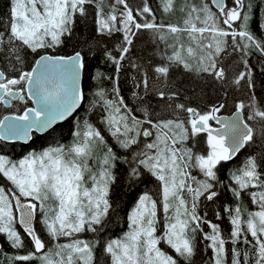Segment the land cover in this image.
Here are the masks:
<instances>
[{
    "label": "snow or ice",
    "instance_id": "1",
    "mask_svg": "<svg viewBox=\"0 0 264 264\" xmlns=\"http://www.w3.org/2000/svg\"><path fill=\"white\" fill-rule=\"evenodd\" d=\"M88 5H95L99 35L122 34L115 50L105 51L117 74L142 30L164 44L151 74L163 85L154 94L171 118L154 116L151 104L138 91L149 92V73L143 72L139 82L134 78L136 105L130 106L118 78L97 70L92 77L97 86L91 108L101 111L103 129L85 119L77 123L70 145L49 146L16 161L0 155V177L7 182L0 185V237L17 250L11 264L37 260L39 264H95L101 241L81 236H96L103 230L112 209L109 195L118 164L128 166L129 180H138L145 172L154 177L158 198L148 192L139 195L127 214V230L103 242L109 264H193L198 235L211 251L207 264H264V152L248 155L229 170L226 182L220 174V166L256 144L257 136L264 148V102L250 94L247 103L237 101L232 115L224 117L217 115L224 103L204 111L186 106L178 102L180 91L168 83L173 68L224 82V57L238 53L243 70L231 84L240 87L244 82L247 89H254L247 57L252 51L264 57V39L250 29L252 5L246 0H231V6L227 0L180 4L159 0L164 14L179 13L176 23L157 22L149 0L136 8L128 0H113L107 13L104 0H9L7 27L0 30V104L24 100L26 93L35 106L0 119V140H32L36 133L54 130L81 106L85 57L80 51L61 56L46 50L64 44L77 15L85 16ZM259 27L264 30V23ZM28 53L38 56L31 70L24 69ZM131 67L141 71L136 63ZM105 79L112 80L111 89L103 86ZM201 134L206 136V148L196 152L188 142L197 141ZM221 190L238 202L234 208L223 206L231 226L230 249L221 225L200 212L201 204L215 202ZM244 196L255 210L240 206ZM37 212L51 247L34 225ZM223 214L217 211L216 220Z\"/></svg>",
    "mask_w": 264,
    "mask_h": 264
},
{
    "label": "trees",
    "instance_id": "2",
    "mask_svg": "<svg viewBox=\"0 0 264 264\" xmlns=\"http://www.w3.org/2000/svg\"><path fill=\"white\" fill-rule=\"evenodd\" d=\"M112 2L113 0H104L103 7L106 13L110 10L108 5ZM227 2L231 6V0H227ZM246 2H250L252 5L250 29L258 39H264V30H261L259 27L261 23H264V0H246ZM128 3L131 7L136 8L141 5L142 0H128ZM177 3H183V0H177ZM149 4L154 10L157 22L176 23L179 20L178 12L175 15L164 14L160 10L159 0H149ZM8 11L9 0H0V30L7 27ZM95 11V5L86 6V15H77L72 35L64 38V44L54 51L46 50L49 54L61 56L72 55L74 52L80 51L85 57L87 67L82 75V89L85 99L81 106L70 118L56 124L53 127L54 130L49 129L43 134L36 133L29 143H8L0 140V155H5L11 160L16 161L28 153H38L49 146H55L57 144L70 145L73 140L72 132L75 130L77 123L82 124L85 119L103 129V126L99 123L101 111L98 108H91L92 93L97 86L92 77L97 70L102 72L105 77L118 78L120 92L130 106L136 105V101L132 98L134 78H136V82H139L143 72L149 73V92L145 94L142 90L138 91L144 96L145 101L151 104L154 116L159 114L162 118H171L170 112L164 110V105L157 102V97L154 94L155 90L161 88L163 85L157 83L155 77L151 74L152 66L160 62V53L164 51V44L154 42L151 33L142 30L134 37V43L131 46L130 53L122 62L121 70L117 74L115 65L105 57V51H114L122 39V34L117 33L112 36L99 35L96 32ZM229 52H231V49H229ZM40 54H44V51L42 50ZM37 58L38 56L36 54L28 53L25 57L24 69L30 70ZM240 59L238 53L224 57L223 64L226 68L227 75V79L224 82L217 81L207 75L197 76L195 73H186L182 68H173L168 83L170 85L174 84L175 89L180 91V99L178 102H183L186 106L195 107L201 111L207 110L213 104L224 103L225 107L221 109L220 113L230 114L234 111V106L237 101L244 100L247 103L248 96L253 93L258 100L264 102V69H262L264 57L256 51H252L247 57L253 69L255 83L254 89L251 90L246 88L244 82H242L240 87L231 84L233 76L238 71L243 70ZM132 63L140 65L141 71L138 72L132 68ZM103 86L111 89L112 80L105 79ZM147 103L145 106H147ZM31 106L32 104L27 97L24 100L13 101L9 107L0 104V119L8 113L22 114L25 108ZM137 114L139 115L140 113ZM181 118L186 119V114L181 113ZM104 134L109 144H113L112 139L107 136V133L105 132ZM205 141L206 136L201 134L197 138V141H189L188 145L192 146L194 151L201 152L206 148ZM116 150L120 151L119 149ZM262 152H264V148L261 146L260 137L257 136L256 144L242 149L237 158L220 166L221 179L226 182L229 170L238 167L248 155L259 156ZM127 171L128 166L126 164H118L115 169L116 180L111 186L109 195L112 209L103 230L96 236H93L91 233H84L81 236V238L86 240L99 239L101 241V244L97 245L96 248L95 264H109L108 257L103 253L102 244L109 239L119 238L127 230V214L136 203L139 195L148 192L154 198H158V181L154 177L145 172L138 180H129ZM193 174L196 175L197 173L193 172ZM6 184L7 182L0 177V185ZM237 203L230 192L221 190L215 202L205 201L200 206L201 213L207 212L209 220L221 225L225 239L229 241L227 244L229 249L232 247L230 237L228 236L231 226L227 214H223V206L234 208L237 206ZM240 206L249 210H255V206L250 204L247 196L243 197ZM217 211L223 214V219L216 220L215 214ZM40 219L41 216L38 212L34 225L40 232V235L49 242V246L51 247L52 242L42 231ZM17 227L19 228V225ZM205 231H208V229L205 228ZM60 242L64 241L61 240ZM0 243V264H11V258L18 254L17 250L12 249L4 241L3 237H0ZM164 247L166 248V246ZM196 247L197 252L193 258V264H207L211 256V251L207 249L206 242H203L199 235L197 236ZM241 247L243 246L241 245ZM166 250L174 255L170 249ZM19 254H23V252ZM36 264H39L38 260Z\"/></svg>",
    "mask_w": 264,
    "mask_h": 264
},
{
    "label": "water",
    "instance_id": "3",
    "mask_svg": "<svg viewBox=\"0 0 264 264\" xmlns=\"http://www.w3.org/2000/svg\"><path fill=\"white\" fill-rule=\"evenodd\" d=\"M31 70V69H30ZM81 87H82V80H81ZM25 97H27V95H26V93H25ZM29 100V99H28ZM30 102H31V104H32V106L31 107H34L35 105L32 103V101L31 100H29ZM83 102V101H82ZM82 102H81V104H82ZM5 105V104H4ZM10 105H5V107H9ZM78 110V109H77ZM76 110V111H77ZM75 111V112H76ZM74 112V113H75ZM73 113V114H74ZM233 113V112H232ZM232 113L231 114H223V113H217V115H221V116H224V117H228V116H231L232 115ZM72 114V115H73ZM10 115H16V114H13V113H8V114H6L5 116H10ZM71 115V116H72ZM71 116H69V117H67L65 120H67L68 118H70ZM3 118V117H2ZM64 120V121H65ZM61 122H63V121H60V122H58V123H61ZM57 123V124H58ZM213 123V126H216L215 125V122H212ZM55 126V125H54ZM53 126V127H54ZM38 134H43V133H38ZM2 141H5V142H8V143H13V142H20V143H29L30 142V140L29 141H8V140H2ZM35 219H36V216L34 217V222H35ZM0 249H1V243H0Z\"/></svg>",
    "mask_w": 264,
    "mask_h": 264
},
{
    "label": "rangeland",
    "instance_id": "4",
    "mask_svg": "<svg viewBox=\"0 0 264 264\" xmlns=\"http://www.w3.org/2000/svg\"><path fill=\"white\" fill-rule=\"evenodd\" d=\"M178 19H179V17H178ZM38 213V212H37Z\"/></svg>",
    "mask_w": 264,
    "mask_h": 264
}]
</instances>
